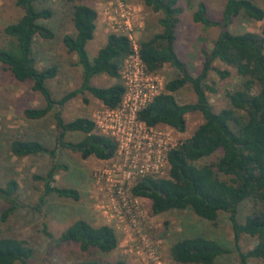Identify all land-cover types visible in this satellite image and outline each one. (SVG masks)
Masks as SVG:
<instances>
[{"label":"trees","instance_id":"1","mask_svg":"<svg viewBox=\"0 0 264 264\" xmlns=\"http://www.w3.org/2000/svg\"><path fill=\"white\" fill-rule=\"evenodd\" d=\"M62 1L71 5L74 28V35H65L62 42L67 52L75 55L76 64L81 69L80 87L59 99H55L47 87V81L56 76L57 67L38 68L33 45L36 37L45 40L54 37L53 31L43 23L52 17V12L46 7H38V0L15 1L22 15L3 29L5 40L0 47V66L16 81L30 83L31 90L43 101L40 107L24 110L26 119L39 121L51 115L56 131L53 148L38 140L17 139L10 143V152L18 158L48 155L53 165L45 175L34 176L35 180L43 183L44 195L78 201L76 189L54 185L57 171L65 168L54 162L58 153L69 150L79 154L83 160L109 161L117 153V143L101 134L90 118L77 117L65 121L61 109L84 92L105 108H117L124 94L119 81L120 71L124 60L132 53V46L126 36L110 33L105 45L90 60L86 45L94 37L98 13L86 5L85 0ZM139 1L152 13L160 14L157 22L161 31L138 41L139 55L146 70L156 74L169 65L178 72L176 78L167 81L161 93L139 112V120L147 127L164 125L178 133L186 131V116L190 113H199L203 121L190 137L168 152L165 175L138 180L131 187V194L149 200L155 215L189 210L200 219L216 225L220 214H227L233 231V250L240 264H248L250 259L264 260V30L261 33H233L230 30L238 17L263 21L264 9L254 0H226L220 19L211 20L206 5L197 3L193 21L205 29L218 28L219 34L210 51L202 50V67L194 77L175 50L176 28L182 13L180 0ZM216 61L226 69L216 68L213 65ZM229 69L234 70L240 79L239 87L226 94L231 108L214 112L207 97V92L215 93L207 85L209 73L215 72L223 80L230 77ZM100 75H106L116 83L108 87L93 85L92 79ZM187 85L192 88L196 100L191 104H179L174 93ZM68 134H79L82 138L69 141L66 139ZM219 151L221 155L215 162L204 163ZM18 190L15 178L0 186V200L7 204L1 215L2 221L19 208ZM246 200L257 203L259 209L251 211L240 222L239 206ZM45 233L53 239L50 233ZM241 235L255 239L254 246L247 252L240 250ZM118 241L112 227L93 226L86 220L77 219L53 242L75 244L83 255L91 251L108 255L117 249ZM229 252L218 241L202 235L176 240L169 248L170 257L177 264H213ZM32 255V249L24 241L0 237V264H27ZM72 264L129 263L124 259L84 258Z\"/></svg>","mask_w":264,"mask_h":264},{"label":"rangeland","instance_id":"2","mask_svg":"<svg viewBox=\"0 0 264 264\" xmlns=\"http://www.w3.org/2000/svg\"><path fill=\"white\" fill-rule=\"evenodd\" d=\"M15 1L0 0V47L4 45V27L16 22L22 15ZM110 1H84L98 13L94 37L86 45L90 60L105 45L107 36L112 33L109 26L113 22H110L109 14L104 13V8ZM225 1H179L182 13L176 28L175 50L194 77L202 67V50H211L219 29H205L195 23L192 19L193 12L197 3L203 2L207 7L208 17L211 20H219ZM254 1L264 9V0ZM124 2L136 17L134 34L137 41L161 31L157 22L160 14L152 13L139 0ZM37 5L51 10L52 17L43 23L53 31L54 37L49 40L34 38V57L38 68L53 65L57 67V74L47 81V87L52 96L59 99L69 91L79 88L82 80L81 69L76 64L75 55L68 53L62 42L65 35H74L71 5L62 0H38ZM112 17L119 20L114 15ZM230 30L233 33L245 31L261 33L264 30V20L254 22L238 17ZM213 65L218 69H226L218 61ZM229 70L230 77L223 80L215 72L209 73L207 85L212 87L215 93L207 92V97L214 112L231 108L226 94L239 87L240 79L234 70ZM156 74L165 84L176 78L178 72L165 65ZM91 83L99 87H108L116 83V80L100 75L93 78ZM174 96L179 104H191L196 100L192 88L188 85L174 93ZM42 105L41 97L31 90L30 83L16 81L0 66V186L10 178H15L19 184L17 201L20 205L14 214L6 221H2L1 215L7 204L0 200V237H14L24 241L33 251L32 258L27 264H72L84 258H101L108 261L124 259L129 264H177L169 253L172 243L199 235L218 241L224 248L230 250L229 253L217 258L213 264H240L233 250V231L227 214H220L216 225L200 219L189 210L153 214L149 200L134 197L131 188L121 184L122 177L117 173L116 165L114 166L115 157L109 161H99L95 158L83 160L77 153L69 150L60 151L54 162L65 168L57 171L54 185L76 189L79 192V200L44 195L43 183L35 180L34 176L45 175L53 165V160L48 155L18 158L10 152V143L17 139L38 140L49 148L54 147L56 131L53 117L49 115L43 120L33 121L26 119L23 114L26 108ZM103 107L88 92H84L67 102L61 112L65 121L77 117L94 119ZM202 121L199 113H190L186 116L184 133H178L164 125L156 126V129L168 134L171 142L177 146L190 137ZM81 138L82 135L79 134H68L66 139L78 141ZM220 155L219 151L204 163L215 162ZM40 198H43V202H40ZM254 209H259L257 203L252 200L244 201L239 206L238 220L242 222ZM77 219L86 220L93 226L112 227L119 239L117 249L108 255L94 251L83 255L75 244L53 242ZM45 231L50 233L54 240L49 238ZM254 244L255 239L249 236L241 235L239 238L242 252H247ZM248 264H264V260L250 259Z\"/></svg>","mask_w":264,"mask_h":264},{"label":"built area","instance_id":"3","mask_svg":"<svg viewBox=\"0 0 264 264\" xmlns=\"http://www.w3.org/2000/svg\"><path fill=\"white\" fill-rule=\"evenodd\" d=\"M104 13L109 14L113 22L109 26L112 33L128 38L132 53L124 60L120 71L124 87L120 105L115 109L103 107L92 120L101 134L116 141L114 166L122 177L121 184L131 188L144 177L162 176L168 167V152L176 146L168 134L147 127L138 117L139 112L161 93L164 84L159 75L146 70L140 58L134 34L136 17L124 0H111Z\"/></svg>","mask_w":264,"mask_h":264}]
</instances>
